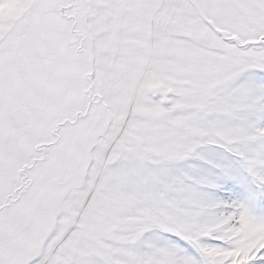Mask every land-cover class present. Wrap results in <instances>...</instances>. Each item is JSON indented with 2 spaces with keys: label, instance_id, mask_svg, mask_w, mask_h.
<instances>
[{
  "label": "snow or ice",
  "instance_id": "snow-or-ice-1",
  "mask_svg": "<svg viewBox=\"0 0 264 264\" xmlns=\"http://www.w3.org/2000/svg\"><path fill=\"white\" fill-rule=\"evenodd\" d=\"M0 264H264V0H0Z\"/></svg>",
  "mask_w": 264,
  "mask_h": 264
}]
</instances>
